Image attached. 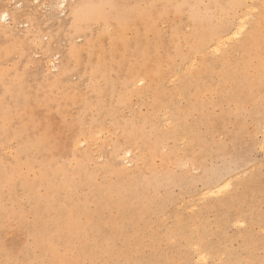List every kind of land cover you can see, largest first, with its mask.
<instances>
[{"label": "rangeland", "instance_id": "1", "mask_svg": "<svg viewBox=\"0 0 264 264\" xmlns=\"http://www.w3.org/2000/svg\"><path fill=\"white\" fill-rule=\"evenodd\" d=\"M62 1L0 0V264H264V43L205 55L187 43L231 25L233 0ZM78 3L93 17L81 33ZM137 70L162 81L130 86ZM216 179L231 188L204 196Z\"/></svg>", "mask_w": 264, "mask_h": 264}, {"label": "bare ground", "instance_id": "2", "mask_svg": "<svg viewBox=\"0 0 264 264\" xmlns=\"http://www.w3.org/2000/svg\"><path fill=\"white\" fill-rule=\"evenodd\" d=\"M59 0H57V2H58ZM62 1V0H61ZM222 1V0H221ZM227 1V0H226ZM153 2V1H152ZM151 2V3H152ZM161 3H162V1H160ZM159 2V3H160ZM253 2V3H252ZM257 2H260L259 3V8H261V5L263 4V2L261 1V0H251V4L248 2V0H233L232 2H230L229 4H228V6L226 7L227 9H237L238 11H239V13H240V16L231 24V25H229L228 23H224V22H222L221 23V25H219L218 27H214V28H212V26L210 25V27L212 28V29H206L205 28V30H203V31H201V32H195V31H192V33H191V35H190V38L187 40V43L188 44H191V43H193L194 42V39H197V41H198V47L196 46L195 48H197V52L199 53V54H202V55H205L206 53H208V52H213V53H215V54H219L221 51H222V47L229 41V40H231V39H236V41H239L240 42V44H239V48L238 49H236L235 50V53H240V52H242V51H245V52H250V51H252L253 50V45H254V43H256L257 45H259V44H262L263 45V43H264V41L261 39V37H259L258 35H259V33H260V31H261V28H259L258 29V27L259 26H261V25H263L264 24V6L261 8V12H259V14L257 15L258 17H257V20H256V22H253V23H251V22H248V18H250L251 16H253L254 17V12H255V9L258 7V5H257ZM165 3V2H164ZM67 4V2H65V0L64 1H62V2H60L59 3V5L56 3V5H57V7H59L60 9L59 10H61L62 9V12H64V11H66L65 10V7L66 6H68V4ZM221 4V3H220ZM55 4H54V6H56ZM61 5H64V7H61ZM73 5H75V4H73ZM165 5V4H164ZM167 5V4H166ZM165 5V6H166ZM77 6H79V3H78V5H75V7L74 8H76L77 9ZM81 6H84L85 8H86V6L85 5H81ZM80 6V9H79V7H78V9H77V11L79 10V12H77L75 15H74V17H75V20L73 21V20H71V22H75L74 24V31L76 30V32H78V31H80V33H81V31H82V29L83 28H85L87 25H86V21H87V23L89 22L90 23V20H93L92 18L90 19V18H86V21H83L84 20V18L88 15V13H87V15L85 16L84 15V13L83 12H85L86 13V9H84V10H82V13H81V9H83L82 7ZM100 6V5H99ZM151 6H153V4L151 5ZM150 6V7H151ZM158 6V5H157ZM90 8H91V6H89ZM93 7L94 6H92V9H93ZM96 7V6H95ZM150 7H149V9H150ZM163 7L164 6H162V10H163ZM223 7V6H222ZM221 7V8H222ZM90 8H87V12H88V9H90ZM101 8V7H100ZM103 8V7H102ZM102 8H101V10H102ZM129 8V7H128ZM137 8H139V7H137ZM144 8V7H143ZM152 8V7H151ZM167 8V7H166ZM225 8V7H224ZM120 9V8H119ZM72 10V9H71ZM74 10V9H73ZM72 10V11H73ZM95 10V9H94ZM99 10V9H98ZM97 10V11H98ZM101 10H99L98 11V13H97V17H98V15H99V12L101 11ZM125 10H127V9H124V11ZM131 10V9H130ZM140 10V9H139ZM146 10H147V8L144 10V13L146 12ZM151 10V9H150ZM149 10V11H150ZM155 10H156V8H155ZM164 10H165V8H164ZM163 10V12H168V10L167 11H164ZM91 11V10H90ZM96 11V10H95ZM103 11V10H102ZM101 11V12H102ZM121 11V10H120ZM120 11H119V14H120ZM132 11V10H131ZM130 11V12H131ZM136 11H138V10H136L135 9V13H136ZM8 12V11H7ZM61 12V13H62ZM76 12V10L74 11V13ZM94 12V11H93ZM104 12V11H103ZM129 12V11H128ZM127 11H126V13H128ZM133 12H134V10H133ZM133 12L132 13H130V14H132V15H134L133 14ZM141 13H142V10L140 11ZM139 12V13H140ZM148 12V11H147ZM146 12V13H147ZM158 12H160V11H158ZM163 12H161L163 15H164V13ZM1 13V12H0ZM4 13V11L2 12V14ZM9 13V12H8ZM72 13V12H71ZM70 13V14H71ZM122 13H123V11H122ZM144 13H142V14H144ZM150 13V12H149ZM178 13V12H177ZM182 13V12H181ZM180 13V14H181ZM202 13V12H201ZM207 13V12H206ZM209 13V12H208ZM90 14V13H89ZM118 14V15H119ZM129 14V13H128ZM130 14H129V16H130ZM141 14V15H142ZM148 14V13H147ZM156 14H159V13H156ZM179 14V13H178ZM183 14V13H182ZM65 15V14H64ZM92 15V14H91ZM94 15V14H93ZM101 15H104V14H101ZM107 15V14H106ZM105 15V16H106ZM122 15H125V14H122ZM131 15V16H132ZM140 15V14H139ZM140 15V18H142L143 17V15L141 16ZM175 15H176V13H175ZM194 15V14H193ZM196 15H197V12H196ZM196 15H194L193 17H195L194 18V20H192L191 21V24L193 23V22H195L196 20H198L199 19V14L196 16ZM201 15V14H200ZM206 15V14H205ZM100 16V15H99ZM125 16H127V15H125ZM131 16H130V18H128V19H131V20H133L132 18H135V17H133L132 16V18H131ZM135 16V15H134ZM138 16V15H137ZM136 16V17H137ZM146 16V15H145ZM150 16H151V14H150ZM209 16H210V14H209ZM9 17H10V13H9ZM71 17V16H70ZM96 17V18H97ZM148 17V16H147ZM193 17H192V19H193ZM72 18V17H71ZM83 20H82V19ZM95 18V17H94ZM101 18H102V16H101ZM144 18V17H143ZM185 18V17H184ZM187 18V17H186ZM189 19H190V17H188ZM200 18H201V16H200ZM204 18H206V17H204ZM84 22V23H82L81 24V26H80V24H78V23H76V22H79V21H81V20ZM90 19V20H89ZM100 19V18H99ZM125 19H127V18H125ZM152 19V18H151ZM179 19V18H178ZM101 20V19H100ZM136 20H138V19H136ZM136 20H133V21H136ZM202 20V19H201ZM209 20V19H208ZM207 20V21H208ZM2 21V20H1ZM104 21V20H103ZM119 21V20H118ZM117 21V22H118ZM140 21H142V20H140ZM144 21H145V19H144ZM146 21H148V20H146ZM152 21L153 20H151V23H152ZM204 21H205V19H204ZM211 21V20H210ZM4 22H5V20H4ZM8 22V21H7ZM106 22V21H105ZM104 22V23H105ZM132 22V21H131ZM154 22V21H153ZM172 22V21H171ZM173 22H174V20H173ZM178 22V21H177ZM176 22V23H177ZM80 23V22H79ZM92 23V22H91ZM120 23V22H119ZM126 23V21L125 22H123V23H120V24H123V28L121 27V31H120V35H123V34H125V32H126V29H127V24H125ZM128 23H130L129 21H128ZM155 23V22H154ZM16 24V23H15ZM98 24V23H97ZM146 24H147V22L145 23V26H146ZM153 24V23H152ZM188 24V23H187ZM190 24V25H191ZM206 24H208V23H206ZM107 25V24H106ZM128 25H130V24H128ZM148 25V24H147ZM194 25H195V23H194ZM85 26V27H84ZM89 26V25H88ZM102 26V25H101ZM118 26V25H117ZM143 26V25H142ZM145 26H144V28H145ZM155 26V25H154ZM172 26H176V25H172ZM178 26V25H177ZM175 27V30H176V28H179V27ZM206 26V25H205ZM209 26V25H208ZM214 26V25H213ZM103 27V26H102ZM105 27V26H104ZM149 27H151V29H152V27L153 26H149ZM193 26H190V28L189 29H191ZM203 27V26H202ZM207 27V26H206ZM264 27V26H263ZM262 27V28H263ZM173 28V30H174V27H172ZM197 28V27H196ZM118 30V29H117ZM120 30V29H119ZM83 31H84V29H83ZM178 31V30H177ZM85 32V31H84ZM101 38L104 36V35H99ZM98 36V37H99ZM171 38H178L177 37V35H176V31H174L173 33H172V35H171ZM263 38V37H262ZM119 40H121L122 38H118ZM109 40V41H108ZM107 41H108V43L111 41V42H115L116 40L114 39V38H110V39H108ZM173 41H175V39H173ZM89 45H91V42H90V44H87V46H89ZM117 47H119V43H118V41H117V43L115 44ZM172 45H170V47H171ZM189 53V52H188ZM55 62V61H54ZM53 64V63H52ZM190 66L193 68V67H195L196 66V61L194 60H191V62H190ZM53 68V67H52ZM55 68V67H54ZM145 72L143 71V70H137V71H135L134 73H132L127 79H128V82H129V85L130 86H143L144 88L143 89H146V91L147 90H149V89H151V88H154V87H156V86H158L159 85V83H161V79H158V80H156V77H155V75L152 73V71H150V73L148 74V77H146V75L144 74ZM147 78L149 79V84L146 82V80H147ZM78 140H76V142H77ZM86 141V140H85ZM82 142L83 141H78L77 142V145L78 144H82ZM117 157H121V161L122 162H124L125 164H130V163H132V150H130V149H125V150H123ZM2 178V175H1V172H0V179ZM232 185V183H230L229 181H226V179L224 180V179H216V181L215 182H211V183H209L208 185H207V187H206V189H205V192H204V196L205 195H216L217 193H223V192H226L228 189H230L231 186ZM123 202V200L121 199V198H117L115 201L113 200V202L112 203H110V207L111 208H118L119 206H120V204ZM228 203H232L231 202V200L229 199L228 201H227ZM122 207V206H121ZM127 215H128V218H130L129 219V224L130 225H133L134 223H133V221L135 222V223H139V218L140 217H142V215H140V213L138 214H136V215H134L133 216V219H132V212H127ZM70 222V221H69ZM71 223V222H70ZM117 227H118V223L117 224H115L112 228H113V230H117ZM44 229H46V228H44ZM63 230L65 231V234L68 236V239H67V242L65 243L66 245H69L70 243V240L71 239H73L75 236H76V229L74 228V226L72 225V223L71 224H69V223H65L64 225H63ZM102 231H103V235L105 236V234H110L109 233V228L108 227H104V228H102ZM46 235H47V231L46 230H39V231H36L35 233H34V239L36 240V241H41L42 240V238H45L46 237ZM112 241H113V239H110V238H104V240H103V242L106 244V245H110L111 243H112ZM199 245V247L200 248H202L201 247V245L200 244H198ZM44 249H46V248H43V250ZM95 250H98V245H95V246H93V248H86V247H84L83 248V253H84V255L85 256H89V255H92V253H94V251ZM45 251H48V250H45ZM197 258L200 260V261H202V262H208V260H209V256H208V254H206V253H204V250L202 249L201 251H199L198 253H197ZM79 260H75L72 264H79Z\"/></svg>", "mask_w": 264, "mask_h": 264}, {"label": "snow or ice", "instance_id": "3", "mask_svg": "<svg viewBox=\"0 0 264 264\" xmlns=\"http://www.w3.org/2000/svg\"><path fill=\"white\" fill-rule=\"evenodd\" d=\"M61 7H64V5H61ZM9 19V13L5 11L2 15H0V20L7 21Z\"/></svg>", "mask_w": 264, "mask_h": 264}]
</instances>
